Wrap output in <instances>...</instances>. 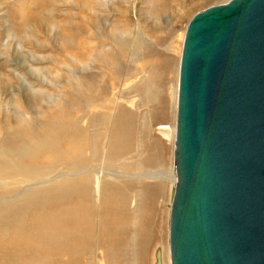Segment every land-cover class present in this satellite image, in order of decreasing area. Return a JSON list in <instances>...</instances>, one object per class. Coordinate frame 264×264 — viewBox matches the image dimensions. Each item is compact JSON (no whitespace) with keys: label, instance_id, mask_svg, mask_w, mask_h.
I'll list each match as a JSON object with an SVG mask.
<instances>
[{"label":"rangeland","instance_id":"obj_1","mask_svg":"<svg viewBox=\"0 0 264 264\" xmlns=\"http://www.w3.org/2000/svg\"><path fill=\"white\" fill-rule=\"evenodd\" d=\"M226 1L0 0V49L8 40L11 65L29 62L17 68L26 79L18 92L0 85L9 99L0 109V264H153L158 249L169 264L181 42L194 13ZM16 38L27 40L25 56ZM75 215L92 226L69 245L71 230L62 233L58 220ZM99 222L109 231L97 227L100 237ZM124 228L119 243L111 232ZM2 230L27 248L21 259L3 258Z\"/></svg>","mask_w":264,"mask_h":264},{"label":"water","instance_id":"obj_2","mask_svg":"<svg viewBox=\"0 0 264 264\" xmlns=\"http://www.w3.org/2000/svg\"><path fill=\"white\" fill-rule=\"evenodd\" d=\"M171 163L169 264H264V0L187 22Z\"/></svg>","mask_w":264,"mask_h":264},{"label":"bare ground","instance_id":"obj_3","mask_svg":"<svg viewBox=\"0 0 264 264\" xmlns=\"http://www.w3.org/2000/svg\"><path fill=\"white\" fill-rule=\"evenodd\" d=\"M106 8V7H105ZM166 10L168 9V7L167 8H165ZM23 28V27H22ZM7 30H9L8 28H7ZM23 30V29H22ZM138 30V29H137ZM19 31V30H18ZM9 32V31H8ZM17 32V31H16ZM6 34H7V32H5ZM19 33V32H18ZM21 33V32H20ZM19 33V34H20ZM14 34V33H13ZM12 34V35H13ZM17 35V34H16ZM9 36V35H8ZM18 36V35H17ZM22 37V36H21ZM7 38H10V36L9 37H7ZM17 39V38H16ZM5 40H7L6 38H5ZM10 40V39H9ZM15 40V38L13 39V41ZM12 41V42H13ZM1 42V41H0ZM16 49H18L17 50V53L19 54V55H24L25 56V52H24V50H25V45H27V40L26 39H21L20 40V38L19 39H17L16 41ZM6 43H7V46L5 47L6 48V52H4L3 50V48L2 49H0V56H2V59H4V60H1V62L2 63H0L1 64V69H0V85L1 86H3V84H6L7 86H8V88H9V91H15V92H18V90L23 86V80H26L25 79V77H24V75L23 74H21L20 73V71L18 70V69H20V68H22V69H27V67H28V61H27V59L25 60V64L24 65H20V68H15V67H13L14 65H11V63H12V61H11V54H10V52H11V50L13 49L12 48V43L10 42V41H6ZM1 45H3V44H1ZM4 46H5V44H4ZM82 46V45H81ZM141 46V45H140ZM1 47V46H0ZM9 48H11L10 50H9ZM15 49V50H16ZM14 50V51H15ZM36 50V49H35ZM39 50V49H38ZM118 52V51H117ZM15 53V52H14ZM36 54V53H35ZM14 55V54H13ZM34 56V55H33ZM111 56V55H110ZM15 58V57H14ZM23 58H25V57H23ZM36 60V59H35ZM150 60V59H149ZM159 60V59H158ZM16 61V60H15ZM149 62H151V61H149ZM4 63V64H3ZM22 63V62H21ZM128 63V62H127ZM155 67V66H154ZM29 68V67H28ZM144 70V69H143ZM155 70V69H154ZM34 72V71H33ZM36 72H38V71H36ZM49 72V71H48ZM32 73V72H31ZM155 73V72H154ZM138 76V75H137ZM56 77V76H55ZM134 77V76H133ZM51 78V77H50ZM135 78V77H134ZM29 80V79H28ZM124 82V83H123ZM123 84H126V83H129V82H132L131 80H127L126 81V79L125 80H123ZM7 90L8 89H6L5 87H0V109H1V107H3L2 105H3V102H5V101H9V99H7ZM20 94V93H19ZM148 94V93H147ZM39 96V95H38ZM19 97H21V94L19 95ZM23 102V101H22ZM147 104V103H146ZM10 105H11V103H10ZM115 124V123H114ZM114 126V125H113ZM112 128V127H111ZM153 128V127H152ZM64 129V128H63ZM67 132V131H66ZM112 133V132H111ZM166 133H168V128L167 129H165L164 130V132L162 133V134H164V135H166ZM118 134V133H117ZM108 135V134H107ZM120 135V134H119ZM110 136V135H109ZM109 136H108V138H109ZM166 136H168V135H166ZM111 139H112V137H110ZM36 141V140H35ZM109 141H111V140H109L108 139V145H110L109 143H113V142H109ZM115 141V140H114ZM88 142V141H87ZM95 142V141H94ZM99 142V141H98ZM119 142V141H118ZM50 143V142H49ZM76 143V142H75ZM106 143V142H105ZM95 145V144H94ZM107 145V146H108ZM117 146L119 145L118 143L116 144ZM96 146V145H95ZM115 146V145H114ZM106 147V146H105ZM80 148V147H79ZM114 148V147H113ZM116 148V147H115ZM119 148H121V147H119ZM26 149V148H25ZM76 149V148H75ZM105 149V148H104ZM111 149V148H110ZM30 150V149H29ZM113 150V149H112ZM28 151V150H27ZM109 151V150H108ZM104 152H106L105 150H104ZM28 153V152H27ZM79 153V152H78ZM32 155V157L34 158V157H37V155L38 154H34V153H31L30 152V154H29V156H31ZM106 160L104 159L103 160V162L102 163H104ZM80 162V161H79ZM79 162H77V163H79ZM104 166V165H103ZM109 173V172H108ZM116 174V173H115ZM56 176H58V175H55V176H53V177H56ZM61 177H63V178H65V177H72L73 175H67V174H62V175H60ZM96 176L97 177H99V178H103V176H104V170L101 168L100 170H98V172H97V174H96ZM120 176V175H119ZM145 176H147L149 179H154V178H156V177H158V178H164V174H161V173H152V172H149L148 174H145ZM52 177V176H51ZM52 177V178H53ZM122 177V176H121ZM143 177V176H142ZM49 178V177H48ZM51 178V179H52ZM50 178L48 179V180H42V181H40V182H38V183H36L38 186H40V185H42V184H44L45 183V181H49V180H51ZM106 179V178H105ZM113 180V179H112ZM111 180V181H112ZM48 183V182H47ZM24 190L22 189L21 190V192H23ZM154 192V191H153ZM109 194V193H108ZM113 194V193H112ZM117 200V199H116ZM132 208V207H131ZM77 210V209H76ZM103 210V209H102ZM137 210H139V209H137ZM167 210V209H166ZM70 211H72V209L70 210ZM101 211V210H100ZM106 211V210H105ZM86 212V211H85ZM102 212V211H101ZM87 213V212H86ZM104 213V212H103ZM167 213V212H166ZM75 214H76V212H75ZM102 214V213H101ZM154 214H156V213H154ZM67 216V215H66ZM78 216V215H77ZM76 215L75 216H72V218L67 222V221H65V219L64 218H60L59 220H58V225H60L61 226V231H62V233H69V230H71V233H72V235L70 236V238H69V235H68V238H69V245H71V244H73V243H80V240H81V234L83 233V234H85V228H86V226H88V227H91L92 226V224H91V220H89V219H84V220H82L81 221V219L82 218H78ZM151 217V216H150ZM104 218V217H103ZM166 218V217H165ZM167 220V219H166ZM137 221V220H136ZM123 221H119L116 225H115V229H118L119 227H120V224L122 223ZM64 224H66V225H69V227L68 228H64ZM159 224V223H158ZM132 226H133V224H132ZM97 227H99V228H103L104 229V234H107V232H109L108 230H107V225H106V223L104 222V223H98L97 225H96V228ZM158 227V226H157ZM19 228H20V226H19ZM82 228H84V230H81ZM99 228H97L96 230V232H97V235L100 237V234H102V230H100ZM20 230H21V228H20ZM3 231V230H2ZM78 231H80L79 233H77ZM128 232H129V229H126V228H124V229H122V230H117V231H112L111 233L114 235V237H117L118 239H117V241L119 242V243H121V242H123V240H125V238H126V236H127V234H128ZM11 233V232H10ZM132 233V232H131ZM82 234V235H83ZM8 235H9V233H7L5 230L3 231V235L2 236H4L6 239H5V241L3 242V247L4 248H9L8 250H7V253L6 254H4V256H3V258H6V257H11V258H13V257H16V258H18V259H21V256L23 257V255H22V252L24 251L25 252V250L27 249V248H17L16 246H15V244H16V242L15 241H13V240H10L11 238H9L8 237ZM67 237V236H66ZM83 237H84V235H83ZM25 239V238H24ZM71 239V240H70ZM90 239V238H89ZM95 239V238H94ZM93 239V240H94ZM99 239V238H98ZM88 240V239H87ZM92 241V240H91ZM114 242V241H113ZM83 243V242H82ZM98 243H99V241H96V243L94 244V246H96L95 248H99V246H98ZM18 244V243H17ZM100 244V243H99ZM1 245V246H2ZM79 245V244H78ZM82 246V245H81ZM26 247V246H25ZM166 248V247H165ZM159 250V249H158ZM19 252V253H18ZM159 254H160V250H159ZM10 258V259H11ZM7 259V258H6ZM8 260V259H7ZM5 261V260H4ZM160 262H161V254H160ZM161 264H162V262H161Z\"/></svg>","mask_w":264,"mask_h":264}]
</instances>
